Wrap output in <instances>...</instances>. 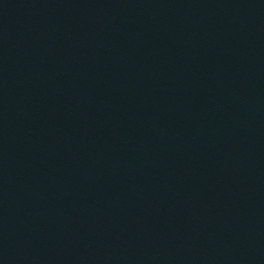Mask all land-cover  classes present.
Returning <instances> with one entry per match:
<instances>
[{
    "label": "water",
    "instance_id": "water-1",
    "mask_svg": "<svg viewBox=\"0 0 264 264\" xmlns=\"http://www.w3.org/2000/svg\"><path fill=\"white\" fill-rule=\"evenodd\" d=\"M0 264H264V0H0Z\"/></svg>",
    "mask_w": 264,
    "mask_h": 264
}]
</instances>
